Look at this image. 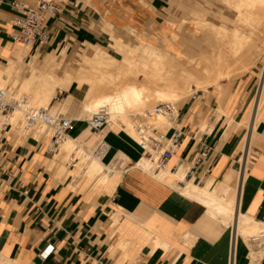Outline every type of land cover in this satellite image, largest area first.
<instances>
[{"label": "crops", "instance_id": "1", "mask_svg": "<svg viewBox=\"0 0 264 264\" xmlns=\"http://www.w3.org/2000/svg\"><path fill=\"white\" fill-rule=\"evenodd\" d=\"M37 1L0 0L1 65L12 53L15 18ZM212 6L213 0H72L49 18L47 40L33 43L31 50L13 45L19 50L14 72L19 82L32 79L36 89L41 74H63L65 86L52 100L57 92L64 96L59 107L51 100L48 109L69 112L68 136L78 145L107 142L100 161L110 172L104 184L87 185L84 179L75 188L71 177L57 176L61 169L53 171L56 160L45 151L46 139L36 138V132L0 135V264H264V241L259 243L264 233L245 240L235 220L241 213L264 223V66L261 75L253 68L176 104L175 125L183 139L168 163L172 173L177 170L173 184L139 166L145 155L121 129L108 124L100 134L90 132L86 117L91 114L83 109L90 86L66 79L77 77L96 53L119 59L112 45L117 40L131 48L143 42L186 55L182 28L201 13L211 20ZM184 16L187 22L178 24ZM233 18L219 13L215 23ZM205 40L204 33L193 34L190 43L198 47L196 41ZM29 50V72L20 78L18 65ZM66 53L71 64L62 70ZM35 56L45 57L40 66ZM205 144L206 157L192 168ZM211 180L233 200L236 218L180 191L190 181L203 187ZM48 247L52 251L42 256ZM251 252L262 254L252 258Z\"/></svg>", "mask_w": 264, "mask_h": 264}, {"label": "bare ground", "instance_id": "2", "mask_svg": "<svg viewBox=\"0 0 264 264\" xmlns=\"http://www.w3.org/2000/svg\"><path fill=\"white\" fill-rule=\"evenodd\" d=\"M226 2L237 10L238 21L231 29L221 24L211 23L213 28L211 25H209L211 28H207L210 32L212 31L214 37L205 28L207 32H204L206 39L204 43L208 44L211 50L205 49L204 43L196 41V45L201 48L198 56L186 57L179 54L174 56L162 47L143 42H139L136 48H131L129 44L119 40L112 44L120 54L119 59L112 57L108 52L93 53L92 58H87L83 62L77 77L73 78L70 75L66 77L67 82L76 80L78 85L83 82L89 84L90 88L86 94L83 109L88 114H92L99 106H108V124L119 126L122 132L137 144L135 126L131 119L133 114L130 112L132 109L138 111L137 108L144 107L151 99L149 97L165 102L177 101L189 92L195 93L212 85H220L222 79H231L242 72H247L261 53V44L258 40L262 39L264 43V0H226ZM191 21L197 23V28H204L211 22L202 13ZM186 22L187 17L184 16L180 25ZM12 44L25 47L19 43L12 42ZM139 49H143L149 56L143 58L136 55ZM19 59V50L12 49L5 70L14 73ZM116 64L117 69L112 67ZM111 68L116 71L110 72ZM1 71L0 69V88H5L8 86H3V76L7 74L4 75ZM62 76L52 72L43 73L38 78L36 89H32V79L19 82L14 75L12 87L14 86L16 91L13 95L9 88V96L16 101H21L22 104L5 115V118L0 117V122L5 121L11 126L23 127V116L26 110L48 108L56 90L64 88L66 80ZM138 76L143 77L140 78L142 79L140 82L137 80ZM24 97L28 99L25 100ZM139 111L141 112V108ZM126 116L130 117L131 121ZM155 122L157 126H163L168 121L163 117H157ZM35 132L38 139H46L51 135V130L45 125L37 127ZM79 146L76 140L68 136L60 146L61 153L58 157L60 160L65 158L67 153ZM99 159L93 157L86 166L81 165L71 170V173H81L87 185H90L93 180L96 181V185L104 184L110 170L104 171V165ZM138 164L145 171L150 172L154 161L143 156ZM176 171L172 173L169 169H163L158 173H151L161 181L171 182L177 176ZM62 172L61 168L60 173ZM213 184L214 180H211L202 187L190 181L185 187L180 188V191L228 219L236 218L233 200L223 194L219 183L216 187H213ZM235 220L240 227V236L243 239L246 237L255 240L264 233V223L249 216L239 213Z\"/></svg>", "mask_w": 264, "mask_h": 264}, {"label": "built area", "instance_id": "3", "mask_svg": "<svg viewBox=\"0 0 264 264\" xmlns=\"http://www.w3.org/2000/svg\"><path fill=\"white\" fill-rule=\"evenodd\" d=\"M72 0H38L34 5L23 9L21 16L14 20V32L10 34V40L13 43H19L23 46L31 45L35 42H44L48 38L47 22L50 17L57 14L61 8ZM198 92L193 93L196 97ZM22 104L9 96V87L0 88V114L7 115L16 107ZM179 110L173 102H158L150 108H145L142 112L132 115L135 132L137 135V145L143 155L154 161V172L168 169V163L171 156L180 146L183 133L181 128L175 125V120ZM157 117H163L168 121L169 126L159 129L156 125ZM109 109L102 105L91 114L86 120L87 129L100 134L108 125ZM45 125L51 130V135L47 136L45 141V151L54 156L59 153L61 144L68 138L69 130L73 127L72 119L61 112L51 114L48 108L40 107L30 109L24 112L23 133L32 134L37 127ZM11 125L2 122L0 124V135L7 133ZM75 148L67 161L69 167H75L78 163V157ZM109 150V145L104 139L98 140L95 148L90 152V157L103 158ZM209 150L208 145H203L202 149L193 159L192 168L201 164ZM52 248H46L42 256H47Z\"/></svg>", "mask_w": 264, "mask_h": 264}, {"label": "rangeland", "instance_id": "4", "mask_svg": "<svg viewBox=\"0 0 264 264\" xmlns=\"http://www.w3.org/2000/svg\"><path fill=\"white\" fill-rule=\"evenodd\" d=\"M174 1L175 0H169V3L173 4ZM227 4L223 0H213V6H212V9L213 10H212V13L211 12H208V14L209 13L212 14V15L210 14L211 22L206 27H204V28H197V23L195 21H189L188 23H186L184 25V28H182V32L183 33L186 32V35L183 37L184 40H186V42H184V40H183V43L189 48V51L186 52V55H183V56H186V57L198 56V52H199L200 48L192 45V42L190 43V40L192 39V35L193 34L194 35L201 36L204 32H207V31H205V28H206V30H208L209 34L211 33L212 36L214 37L212 31L210 32V29H208V28H211V26H212L211 23H215V20H216L215 18L218 17V14L219 13H224L226 15H230V16H233L234 17L233 20H229L228 23L221 24L223 27H225L227 29H231L236 24L235 22L238 21V17H237V14H236L237 13V10L233 6H230V5H229L230 8L227 7ZM202 7H203L204 11L207 12V5L204 4V6H203V4H202ZM180 20L181 19H178V21L176 20V22L178 24H181L180 23ZM195 25H196V27H195ZM209 25H211V26H209ZM212 28H213V26H212ZM204 36H205V33H204ZM258 43L261 44V53H260L258 59L255 61L254 66H252L247 72H242L238 76H235V77L244 76V75L248 74L251 71V69H253V68H256L259 71V73H260L259 75L262 74V72H263V66H264V43H263L262 39L258 40ZM13 45H15V44H13ZM13 45L11 46V49H14L13 48L14 47ZM33 45L34 44L28 45L30 50L33 48ZM16 46H18V45H15V47ZM25 47H27V46H25ZM203 47L205 49H207V50H211L210 46L208 44H206V43L203 44ZM30 50H29V54L24 58L23 62H20L19 65H18L19 68H20V71L18 72L17 76L20 77V78L25 77L28 74V72H29L30 61L32 60L31 59L32 58V52ZM136 55H138L139 57L141 56L143 58H146V57L149 56L148 53L145 52L143 49H139L138 52H136ZM44 58L45 57H42V56H40V57L35 56V63L40 66L42 64ZM63 60H64V64L62 65V70H67V66H69L71 64V62L67 60V53L65 54V57H64ZM4 62L5 61L0 62V69L2 70L1 73H3L4 75L7 74V75H5L6 77L3 76V79H4L3 80V86H8L10 88L12 94L14 95V93L16 91V88L14 86L12 87V78H13L14 73L13 72H7L5 70V66L1 65ZM117 64L119 66V62ZM117 64L115 65L116 66V69L118 68ZM78 67L79 66H77V67L74 68L75 71L77 70ZM62 75L63 74H60V76H62ZM235 77H232V78H235ZM223 80L225 81V79H222L220 81V83H222ZM207 89H204L203 91L205 92V90H207ZM199 92H201V91H198V93ZM192 95H193V93H190L189 92V94L187 93L181 99H179L177 101H171V102H173L175 104H178L179 101H181L183 98L188 97V96H192ZM63 96H64V92H62V93L57 92L56 98H54L52 100V104H56L59 107V102L63 98ZM149 98H151V99H149V102L148 101L146 102V104L144 105L145 108H150V107L154 106L158 102H165V101L158 100L157 98H154V97H149ZM24 99L26 100L28 98L27 97H24ZM154 100H156V101H154ZM149 105H151V106H149ZM144 107L137 108L138 111H136V109H134V110L132 109V111L130 113H132L133 115L135 114L134 112H136V113L138 112L139 113L140 112L139 111L140 108H141V112H142V110H144ZM52 112L53 111H50L51 114H54ZM59 112H61L65 116H70L69 112H67V111L64 112V110L61 111V109H60ZM0 117L1 118H5L6 116L5 115H1ZM86 118H88V116ZM127 119L131 121L132 117H131V119H130V117H127ZM132 121H133V119H132ZM2 122H5V121H1L0 124ZM133 123H134V121H133ZM113 125L116 126L115 124H113ZM165 126L166 127L169 126L168 122L165 123L163 126H158V128L159 129H162V128L164 129V128H166ZM116 127L119 128V126H116ZM119 129H121V128H119ZM22 130H23V127H20V126H11V129L5 135L6 136H9V135L15 136V135H19L20 134V135H23L24 137H26V136L32 135L35 132L34 131L32 134H29L28 135L27 133H23ZM41 141H44V140L41 139ZM95 146H96V144H94V145H92V144L91 145H83L82 144V145L79 146L78 152H75L76 153V156L78 157V163L76 164L75 167H69L68 164H67V161L69 159L68 157H70V154H71L72 151L69 152V153H67V156L65 158H63V159L60 160V157H58L59 154L61 153V149H60L59 150V153H57L56 155L53 156V159L56 160V164L53 167V171L56 170L58 172V170H60L62 168L63 169V172L62 173H59V174L57 173V176L59 178H61V177H68V176L71 177L73 179V181H74L75 188H80L82 186L83 182L85 181L84 178H82V174L81 173L80 174H75L73 172L71 173V171H69V169H75V168H77L79 166L81 167V165L82 166H84V165L86 166L87 165V162L90 161L93 158L92 156L90 157L89 154L95 148ZM87 157L88 158L90 157V158L88 159ZM119 160L124 162L126 159H124L123 157H120ZM153 167H152V171H150V172H154L153 171ZM147 171H149V170H147ZM228 224H231V223L229 222ZM247 239L248 238L245 237V240H247ZM263 241L264 240L261 239V240H259V243H261ZM259 254H262V252L259 253ZM256 255H258V254H254V253L251 252V257L252 258H254Z\"/></svg>", "mask_w": 264, "mask_h": 264}]
</instances>
